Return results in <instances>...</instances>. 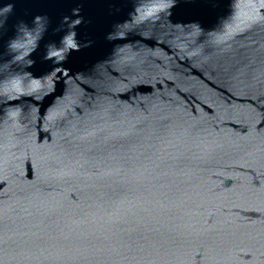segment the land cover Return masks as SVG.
<instances>
[{
    "label": "water",
    "instance_id": "1",
    "mask_svg": "<svg viewBox=\"0 0 264 264\" xmlns=\"http://www.w3.org/2000/svg\"><path fill=\"white\" fill-rule=\"evenodd\" d=\"M0 264H264V0H0Z\"/></svg>",
    "mask_w": 264,
    "mask_h": 264
}]
</instances>
